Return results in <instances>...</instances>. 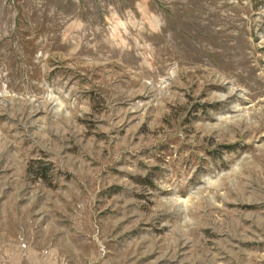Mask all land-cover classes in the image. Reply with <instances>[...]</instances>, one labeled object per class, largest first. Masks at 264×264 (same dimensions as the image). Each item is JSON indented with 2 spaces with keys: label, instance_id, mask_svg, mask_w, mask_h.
<instances>
[{
  "label": "rangeland",
  "instance_id": "1",
  "mask_svg": "<svg viewBox=\"0 0 264 264\" xmlns=\"http://www.w3.org/2000/svg\"><path fill=\"white\" fill-rule=\"evenodd\" d=\"M0 264H264V0H0Z\"/></svg>",
  "mask_w": 264,
  "mask_h": 264
}]
</instances>
